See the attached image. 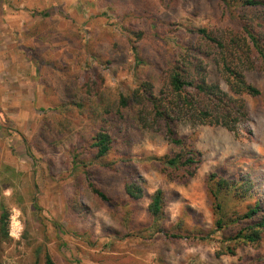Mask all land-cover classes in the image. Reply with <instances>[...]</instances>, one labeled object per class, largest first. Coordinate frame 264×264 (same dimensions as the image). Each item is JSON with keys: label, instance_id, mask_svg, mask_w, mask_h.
<instances>
[{"label": "trees", "instance_id": "trees-1", "mask_svg": "<svg viewBox=\"0 0 264 264\" xmlns=\"http://www.w3.org/2000/svg\"><path fill=\"white\" fill-rule=\"evenodd\" d=\"M103 1L120 20L122 35L109 45L90 48L88 56L98 64L123 69L132 56L137 83L129 92H118L115 100L105 101V78L97 65L78 71L72 63L44 61L41 53L32 56L44 67V85L56 104L37 110L41 119L28 147L41 152L51 175L56 170L70 172V195L65 201L69 213L76 216L82 213L79 195L83 192L110 209L118 201L131 204L144 197L132 146L145 131L159 135L168 146L164 155L153 158L151 167L169 183L188 185L203 160L195 136H182L179 126L221 127L239 140L250 118L245 98L260 96L248 75L257 73L264 80V0ZM204 6L208 10L200 15ZM181 13L192 21L203 16L211 23L181 21ZM38 15L42 20L30 37L38 45L52 42L56 22L50 10ZM76 119L86 122L84 135L72 136ZM64 139L68 142L63 150ZM108 175L120 181L126 199L109 195L103 181ZM204 189L211 231L189 228L183 217L170 222L162 189L149 197V229L166 242L208 243L211 234L217 233L224 251L219 253L231 256L238 246L258 247L264 238V196L254 190L252 181L212 173ZM122 207L123 213L129 211V205ZM8 227L9 214L2 210L0 245L12 241ZM40 262L55 264L43 247L35 249L32 264Z\"/></svg>", "mask_w": 264, "mask_h": 264}, {"label": "rangeland", "instance_id": "rangeland-1", "mask_svg": "<svg viewBox=\"0 0 264 264\" xmlns=\"http://www.w3.org/2000/svg\"><path fill=\"white\" fill-rule=\"evenodd\" d=\"M0 9V213L9 214L12 239L0 245V264H32L38 247L46 249L55 264H264V238L258 247L238 246L234 256L220 254L224 251L219 234H211L208 243L166 242L149 229L147 215L150 195L162 189L170 222L183 217L187 227L211 231L204 183L212 173L249 178L254 190L264 196V80L259 74L248 75L260 96L245 98L250 118L239 140L221 127L179 126L182 136H195L203 160L188 185L169 183L151 167L153 158L164 155L168 146L159 135L145 131L132 146L144 197L131 204L118 201L112 210L83 192L79 195L81 215H71L65 201L70 195V172L56 170L51 175L41 152L28 147L41 119L37 110L56 104L44 85V67L32 56L41 53L44 61L72 63L78 71L97 65L105 78V101L115 100L118 92L127 93L135 86L134 58L129 56L123 69L98 64L88 56L90 48L109 45L122 35L120 20L103 0H0ZM46 10L56 22V31L52 42L38 45L30 32L42 20L38 14ZM207 10L202 7L200 15ZM178 18L193 24L211 23L203 16L192 21L185 13ZM80 42L81 65L77 56ZM71 127L72 136L86 132L84 120L76 119ZM67 142L62 140L63 150ZM103 181L110 196L126 199L118 179L108 175ZM125 205L129 211L123 213ZM123 218L126 226V221L121 224Z\"/></svg>", "mask_w": 264, "mask_h": 264}]
</instances>
